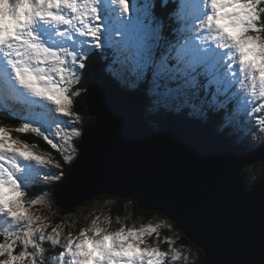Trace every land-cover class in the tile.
Returning <instances> with one entry per match:
<instances>
[{
    "label": "snow or ice",
    "instance_id": "obj_1",
    "mask_svg": "<svg viewBox=\"0 0 264 264\" xmlns=\"http://www.w3.org/2000/svg\"><path fill=\"white\" fill-rule=\"evenodd\" d=\"M2 4L7 9H0V107L11 100L25 105V110L14 113L27 121L16 131L34 132L53 150L66 151L65 162L78 155L73 138L80 137L81 131L73 126L70 133L61 134L59 120L67 116L80 121L70 110V88L84 80L94 49L134 48L130 55H118L107 71L135 89L151 69V91L158 97L154 105L171 107L173 101L183 99L176 111L187 105L193 118L202 115L206 122L209 111L235 104L234 112L240 106L237 98L246 90L245 113L251 111L264 125V0H178L175 9L164 14L174 20L181 14L191 17L199 43L170 44L158 53L149 43L153 33L134 34V22L127 19V0H3ZM160 7L167 9V0H161ZM155 38L162 37L155 34ZM224 121L232 126V113ZM11 132L0 126V216L7 224L0 233L4 236L0 264H167L169 259L175 264L181 260L179 249L165 252L147 243V236L157 232L151 225L109 232L93 220L91 228L85 227L77 236L68 233L61 243L59 225L47 231V218L31 214L26 206L38 201L25 200V189L36 171L31 162L57 169L53 180L63 178L60 164L35 153L34 146L14 139ZM42 242L62 250L47 257Z\"/></svg>",
    "mask_w": 264,
    "mask_h": 264
},
{
    "label": "water",
    "instance_id": "obj_2",
    "mask_svg": "<svg viewBox=\"0 0 264 264\" xmlns=\"http://www.w3.org/2000/svg\"><path fill=\"white\" fill-rule=\"evenodd\" d=\"M108 76L88 89L95 121L82 129L54 204L67 211L102 194L132 200L173 222L202 250V264H264V182L245 189L242 176L243 165L264 167V145L231 144L185 114L164 113L151 125L145 94Z\"/></svg>",
    "mask_w": 264,
    "mask_h": 264
},
{
    "label": "rangeland",
    "instance_id": "obj_3",
    "mask_svg": "<svg viewBox=\"0 0 264 264\" xmlns=\"http://www.w3.org/2000/svg\"><path fill=\"white\" fill-rule=\"evenodd\" d=\"M175 1L177 4L178 0H175ZM127 2L130 4V12L127 16V19H130L134 22L133 23V28L135 30L134 34L135 35H143L145 32L153 33L154 35L152 36L151 39H149V43L152 45L154 52L158 53L159 51H162L164 47H166L170 44H174L173 41H171V43H166V38L164 35L160 34L161 30L159 29L158 26H157V29H158L157 32L155 31L153 26L155 25L156 21L148 13V8H147V10H145L146 9L145 4L148 5L149 3H151L150 0H143V1L142 0H127ZM2 3H3V0H0V4H2ZM202 7H204V6L202 5ZM142 10H143V13L145 15L142 13ZM133 12L135 14L134 16L136 17V19H134V17H132ZM139 15H140V19L138 18ZM181 15H183V14H181ZM195 25H196V22L191 17L188 18V16L184 14V19L181 22V29H183V30H181V35L176 34V37L179 40L181 38V40L177 44L187 43L189 46H191L192 44H198L199 43V41L196 39L197 33L195 31ZM155 34H159L162 38L156 39ZM117 39L119 40L120 37H117ZM101 49H104V48H101ZM106 49L113 50V51H109V53H107V55L111 56V58L108 59L109 64L106 68V71H107L109 65H113V61L117 58L118 55H121V56L130 55L134 52V48H132L131 46L128 48L127 51H123V49L117 50V49H113V48H106ZM93 52L101 53V50L94 49ZM113 66H115V65H113ZM109 74L113 77V75L110 72H109ZM146 76L149 77L147 80L148 81L147 92H148L149 104H147L145 114L148 113L150 109L155 107L156 108L155 112H158L159 110L164 111L162 114H164L167 111H172L175 114L176 113L177 114L178 113H187L188 115L185 114L187 118L193 117L190 115L191 109L187 105H184L183 107H181L179 112L176 111V105L177 104H183V99H181L179 101H173L171 107L165 106L163 104L154 105L153 102L158 97L156 95H153L152 91H151V89L154 86L152 83V70L151 69L148 70V72L146 73ZM113 78L116 82H118V84L120 86L122 85L119 80H117L115 77H113ZM131 79L132 78H129V80H131ZM143 81L139 82L138 85H140ZM80 83L73 84L70 88V94H71L72 99H73V105L71 106L70 110L73 113H75L77 116L80 117V121H82V123L80 121H76L73 118L63 116L59 120L60 128L62 129L61 134H63V132L70 133L73 126L78 127L80 129V131H81V129H83V127H86V125L83 124L82 115L78 114L76 112V110L74 109V101L76 100L75 94L77 93V91H75V90L77 89V87L79 88V86L81 85ZM124 85L128 86L127 83H124L123 86ZM74 86H77V87L74 89L73 88ZM72 88L74 89L75 92L73 91ZM128 89H130V88H128ZM236 89L239 90L238 84L236 85ZM142 91H144V90H142ZM160 91L162 92L163 89H160ZM87 92H88V90H87ZM246 94H247L246 90L242 91L240 93L239 97L237 98L240 106L238 108H236V110L234 112H233V108L236 107L235 104L229 105L228 110H226V109H219V110H221L222 112H225L224 116L229 114V113H232V116H233L232 126L226 125V123L224 121V116H223L222 117L223 121L221 122V127L222 128L223 127L229 128L231 131L230 133L233 134L234 136H236L235 141H240L239 139L246 138L248 141L247 142L248 143L247 148L251 150L253 146L264 145V125H261L259 123V120L255 116L251 115V111H249L248 113H245V110L243 107V97ZM9 103H11V104H9ZM9 103H8L9 109L4 110L3 108H0V113L5 112L7 115H9V116H11L17 120V126L12 129L11 135L14 134V135H18V136H24V135L30 136V134H31L35 138L39 139L41 142L45 143V140L43 139V137L37 135L34 132L28 131L25 133H19L16 131V129H18L20 126L23 125V123H26L27 121L21 119L17 115H14V113L21 112V111L25 110L26 106L22 105V103H20L16 100H11ZM52 107H53V111H54V105ZM214 111H209V112L213 113ZM56 115L60 116L61 114H56ZM199 119L204 120L202 115ZM81 125H83V126L81 127ZM1 126H3V125H1ZM56 131H57L56 127L53 126V128L51 129V132L54 133ZM46 134H48V133H46ZM81 134H82V132H81ZM80 137H74L73 138V143L75 144V146L79 142ZM57 139H59V137H57ZM22 143L28 144L30 147L34 146L33 151L35 153L44 154L46 158L50 157L52 160H54V158L52 156H48V153H45V151L42 150V148H39L38 143L34 142L35 145H30V143H28L26 141L22 142ZM61 143H63V141H61ZM50 149H52V148L50 147ZM77 150H78V148H77ZM54 151L58 154V156L61 159H63L64 155L68 154L66 151H64V152H61L59 150H54ZM78 153H79V150H78ZM76 157H75V159H76ZM74 160H73V162H74ZM31 163H32L34 169H36V171L41 170L43 172H36L35 171L33 182L30 185H35L37 187L42 186L45 188V183H52L53 181H56V180L51 179L52 175L56 172V171H53V168H52L53 166L52 167L51 166L45 167V166L37 165L35 163V161H32ZM54 163H58V162L55 160ZM262 166H263V164L260 161L254 162L251 164H247L245 166L243 165L242 172L244 171L243 173L247 174L253 180V179H255V176L260 172V169L262 168ZM243 173H242V176H243ZM45 175L49 176L50 179L44 180L43 177ZM251 179L250 180H245V178L243 179V182L246 184L245 189H249V186H251L250 184L264 182V176H262L259 180H255V181H251ZM28 192H29V189H25V195ZM38 195H39V196H37L38 199H36L38 201L37 204H40L42 209H38L40 206L39 207H38V205L34 206L30 203L26 204V206L29 208V212L31 214H35V215H39V216L47 218V223L49 225V227L46 229L47 231L50 232L51 227L59 225V228L61 230V237H62L61 243H63L64 239H66L68 233H71L73 236H77L79 234V231L84 229L85 227L91 228V226H92L91 222L93 220H96L98 226L104 228L106 231H109V232H115V231L119 230V228H121V227L139 229L141 227H147V226L151 225V226L157 228V232L153 233V234H155V236H160V235L164 236V234L162 232H163V230L164 231L167 230L168 234H167V237L164 238V240L168 241V242L171 241V243H169L168 249H163L159 243H156V242L149 243L148 242L149 237L151 236V234H150L147 236V243L148 244H150L151 246H158L162 251H165V252H168L170 248L179 249L181 251V260L175 262V264H189V263L193 264L197 260L199 248L197 246H195L194 244H193V246H195V247H192L191 245L180 244L178 242L180 236H179L178 232L175 231V229H173L171 227L172 226L171 221L164 216L161 217L162 215L160 216L159 213L154 215L153 217L147 219V220H144V221L139 220V219L135 220L129 214L128 215L126 214L122 219H120L118 221V227L113 229V228H108V225H107L108 219L103 218V216L101 215L106 210V206L108 207V205L111 203L108 202L106 205L105 202L104 203L103 202H93L87 206L79 207L77 209L76 213L68 214L66 217H64V220H62V221L60 220L58 223H53L52 222V221H54L53 220V212H52L53 209L51 207L49 209L50 200L48 199L47 194H45V190L43 193L38 194ZM25 200L28 201L27 199H25ZM80 220H82L84 222L79 227V230L76 233L72 232L73 229L68 231V227H71V228L74 227V223L76 221H80ZM5 221H6V218L3 216H0V233L3 232V228L7 227V224L5 223ZM3 239H4V236L0 235V240H3ZM42 243H43V246L45 248V245H44L45 242H42ZM48 243H50V242H48ZM59 247H60L59 251H61L62 247L61 246H59ZM17 251H19V248L17 249ZM58 253L55 255L45 254V256L54 257V256L58 255ZM167 264H173V262L169 259L167 261ZM199 264H202V262Z\"/></svg>",
    "mask_w": 264,
    "mask_h": 264
},
{
    "label": "trees",
    "instance_id": "obj_4",
    "mask_svg": "<svg viewBox=\"0 0 264 264\" xmlns=\"http://www.w3.org/2000/svg\"><path fill=\"white\" fill-rule=\"evenodd\" d=\"M150 1H151V3H149L148 5L145 4L146 5L145 10H147V8H148V13L150 14V16L152 18L154 17V20L156 21L155 25L153 26L155 31L157 32V30H158L157 26H158L166 38V43H171V41H173L174 44H177L179 42V39L176 37V34L178 33V31H181V22L184 19V14L180 16L179 20L170 19L168 16H166L164 14L166 11H171V10L175 9V7L177 5L176 1L175 0H167L168 7H167V9H163V10L160 7L161 0H150ZM152 3L155 4L154 9H152ZM142 13H143V10H142ZM134 15L135 14L133 12L132 17H134V19H136V17ZM138 18L140 19V15L138 16ZM180 40H181V38H180ZM99 50H101V53L92 52V54L89 56L88 67L84 72V80H82V82L80 83L81 85L79 86V88L77 86H75V88L77 87V89L75 90V91H77V93L75 94L76 100L74 99L75 100L74 101V109L76 110V112L78 114L82 115L83 124H85L86 126L92 125L95 121L94 116H91L87 111V105H86L87 93L86 92L89 88H91V86L100 82L103 77H105L107 74H109V72L106 71V68L109 64L108 59L111 58V56H108L107 53H109V51H113V50L106 49V48L99 49ZM148 78L149 77L146 76L145 80L140 85H138L139 87H137L141 90L146 91L145 94L147 96H148V92H147V86H148L147 80H148ZM148 104H149V102H148ZM228 109H229V106L226 110H228ZM150 110L148 113L145 114V119L147 120V122L149 124L156 126L158 117L164 111L159 110L158 112H153ZM224 114H225V112H222L221 110H215L213 113L208 112L206 121H208L212 125L214 132L221 130V132H224L226 135L230 136L232 138V140L234 141V143L237 144L239 142V143H242L243 145L247 146L248 141L246 138H241V139H239L241 141L237 142V141H235L236 136H234L233 134L230 133L231 131L229 128H227V127L222 128L221 127V122L223 121L222 117L224 116ZM1 125L5 126V127H9L10 129H13L17 126V120L14 119L13 117L7 115L5 112L0 113V126ZM82 126L83 125H81V127ZM12 136L15 139L21 140V142L26 141V142L30 143V145H35V143H38L39 148H42V150H44L45 153H48V156H52L54 158V160H53L54 162L56 160L58 162V164H60V169L63 171V178L62 179L53 181L52 183L45 186V188L42 186L34 187L25 195V199L30 201L32 199L37 198V196H39L38 194L43 193L45 190V194H47V197L50 200L49 209H50V207L53 209L52 210L53 220H54V221H52L53 223H58L60 220L61 221L64 220V217H66L68 214L76 213V211L79 207L87 206L93 202H103V203L105 202L106 205L108 202L111 203L108 205V207L106 206V210L101 215L103 216V218L108 219V224H107L108 228H113V229L118 227V221L120 219H122L126 214L127 215L129 214L135 220L139 219L142 221L147 220V219L153 217L154 215L158 214L157 212H149V211L141 209L132 200H124L120 197L110 195V194H102V195L96 196V197L92 198L91 200H89V201H87L81 205H78L77 207L71 208L67 211L61 210L52 201L53 200L52 199L53 189H54V187H56L58 185V183L61 180H63L67 176V173L69 172V170L73 164V161L71 163L65 162L63 159H61L58 156V154L54 150L50 149V146L47 143L41 142L39 139L35 138L31 134H30V136L29 135L18 136V135L12 134ZM52 168H53V171H57V169H55L54 167H52ZM243 176H244L245 180L251 179L245 173H243ZM262 176H264L263 166L260 169V172L255 176V179H253V180L251 179V181L259 180ZM35 205H38V207L40 206L39 208L37 207L38 209H42L40 204H35ZM161 217H163V216H161ZM82 220L76 221L74 223V227H72V228L68 227V231L73 229L72 232L76 233L79 230V227L84 222ZM171 225H172L171 227L173 229H175V231H177L179 236H180V238L178 240V242L180 244H186V245H191L192 247H195L190 242V240L188 238H186L185 235L176 227V225L173 222H171ZM162 233L164 234V236H162V235L155 236V234H151L148 242L149 243H152V242L159 243L163 249H168L169 242L164 240V238L167 237L168 232H167V230H165V231L163 230ZM44 245H45V254H47V255H55L59 252L60 247L57 245H51V243H48V242H45ZM198 251L199 252H198L197 260L193 264H199L203 261V252L200 249ZM47 257H50V256H47ZM189 264H192V263H189Z\"/></svg>",
    "mask_w": 264,
    "mask_h": 264
},
{
    "label": "clouds",
    "instance_id": "obj_5",
    "mask_svg": "<svg viewBox=\"0 0 264 264\" xmlns=\"http://www.w3.org/2000/svg\"><path fill=\"white\" fill-rule=\"evenodd\" d=\"M0 9H7V5L6 4H0ZM107 75H109V76H111L110 74H107ZM112 77V76H111ZM113 78V77H112ZM113 80H114V78H113ZM114 82H115V84H117L122 90H127V91H129V90H134V89H128V88H123L122 87V85L120 86L119 84H118V82H116L115 80H114ZM139 87V86H138ZM73 88H75V86L73 87ZM72 88V89H73ZM136 89H139V88H136ZM141 90V89H140ZM73 91H74V89H73ZM145 96L148 98V96L145 94ZM149 99V98H148ZM147 104H148V102H147ZM147 104H146V107H147ZM146 107H145V111H146ZM0 108H3L4 110H6V108H4V107H0ZM167 112H172V111H167ZM167 112H165V113H167ZM173 114H175L174 112H172ZM162 114V113H161ZM160 114V115H161ZM178 114H185V113H178ZM176 115H177V113H176ZM185 117H186V115H185ZM159 118V117H158ZM187 118V117H186ZM188 119H197V118H188ZM198 121H200V122H202V123H206V122H208V121H206L205 122V120H201V119H197ZM212 126V125H211ZM217 132H221V130H219V131H217ZM225 136L226 137H228L229 138V142L231 143V144H236V143H234V141L232 140V138L230 137V136H228V135H226L225 134ZM241 141V140H240ZM238 142V141H237ZM45 143H47L46 141H45ZM237 144H242V143H237ZM243 145V144H242ZM243 146H245L246 148H247V146L246 145H243ZM261 146V145H260ZM257 147H259V145L258 146H253L252 147V149H255V148H257ZM248 149V148H247ZM251 149V150H252ZM248 150H250V149H248ZM264 168V167H263ZM36 172H43V171H41V170H39V171H36ZM35 174V173H34ZM37 180V179H36ZM48 184H50V183H45V186H47ZM251 185V184H250ZM34 187H37V186H35V185H29V187L27 188V189H29V191L32 189V188H34ZM35 199H38V197L37 198H35Z\"/></svg>",
    "mask_w": 264,
    "mask_h": 264
},
{
    "label": "bare ground",
    "instance_id": "obj_6",
    "mask_svg": "<svg viewBox=\"0 0 264 264\" xmlns=\"http://www.w3.org/2000/svg\"><path fill=\"white\" fill-rule=\"evenodd\" d=\"M160 34L163 35V32L161 31ZM177 34H178V35H181V31H178ZM106 76H108V75H106ZM108 77H109V76H108ZM122 87H124V88H129V87L126 86V85H124V86L122 85ZM134 90H135V91H137V90H138V91H141V92L144 93V94L146 93V91H142V90H140V89H136V88H135ZM185 114L188 115L187 113H185ZM81 132H82V129H81Z\"/></svg>",
    "mask_w": 264,
    "mask_h": 264
}]
</instances>
